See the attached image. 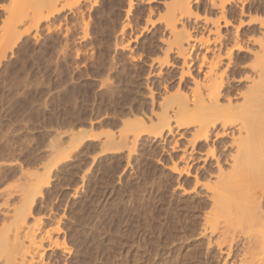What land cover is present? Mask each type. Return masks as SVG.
<instances>
[{
	"label": "rangeland",
	"instance_id": "obj_1",
	"mask_svg": "<svg viewBox=\"0 0 264 264\" xmlns=\"http://www.w3.org/2000/svg\"><path fill=\"white\" fill-rule=\"evenodd\" d=\"M137 2L130 12H127L128 0H97L95 5L87 4V8L84 4L78 12L75 6H66L55 21L51 20L53 25L41 23L31 28L0 62V180L3 176L7 179L0 181V193L20 189L23 179L25 183L31 172L37 168L40 169L37 172L45 171L44 165H48L46 170L50 169L52 176L51 186L47 188L52 191L49 203L53 214L58 218L63 215L61 237L68 246L66 253L58 254V264H199L205 248L204 238L197 235L202 213L207 209L203 190L191 191L193 180L178 177L169 169L170 159L180 152L169 150V144L176 140L177 149H181L186 137L183 135L187 133L181 138L174 134L156 142L140 136L141 141L129 160L131 165L125 164L124 152L110 156L96 149L104 141L106 131L105 139L115 136L124 128L123 122L143 111L149 113L146 86L154 91L156 101L163 89L159 84L162 77L168 90H173L177 83L179 60L173 59L178 66L164 70L167 72L161 73L159 79L153 75L156 65L149 66L151 60L161 58V29L159 23H151L145 15L151 14L150 18L155 19L162 7L152 3L154 11L152 6L149 11L148 5ZM144 19L153 26L150 23L145 26ZM123 23L124 33L119 31ZM77 25L83 28L80 30ZM120 32L124 34L120 36L123 40L119 39ZM126 41L129 44L125 45ZM128 51L133 54H127ZM78 128L85 130L81 135L94 136L92 141L81 144L76 153L82 154L78 159L55 169L51 162L55 147L65 144L69 132ZM90 155L95 157V162L90 163ZM85 166L91 168L87 170ZM83 173H86L84 178ZM75 188L77 196L72 198L69 194ZM183 188L188 193L182 194ZM45 207V204L36 205L33 216L43 215L48 210ZM223 219L218 227L226 223ZM227 223L229 235L235 236L234 257L227 264H237L244 230L238 229L240 232L234 229V224ZM216 250L208 249L207 264H221L222 258ZM261 262L264 263V254Z\"/></svg>",
	"mask_w": 264,
	"mask_h": 264
},
{
	"label": "bare ground",
	"instance_id": "obj_2",
	"mask_svg": "<svg viewBox=\"0 0 264 264\" xmlns=\"http://www.w3.org/2000/svg\"><path fill=\"white\" fill-rule=\"evenodd\" d=\"M136 1L148 5L149 11L150 4L161 5L160 11L156 10V6L157 17H151L152 21L151 14L144 12L147 19L153 24L159 23L161 29V58L155 61L153 57L149 66L156 65L157 71L154 68L155 72L151 74L159 79L164 70L178 66L173 59L179 60L177 83L173 90H168L167 81L162 77L159 84L163 89L156 101L154 91L146 86L149 113L143 111L138 116L135 113L134 119L123 122L124 128L116 133L118 135L105 139L107 131L104 134L101 132L104 141L102 144L99 142V147L96 144V149L100 154L110 156L124 152L125 160H122L131 165L129 160L140 143V136L156 142L174 134L181 138L187 133L183 135L186 137L181 149H177L176 140L171 138L173 141L168 149L180 152L170 159L169 169L178 177L191 178L190 190H203L201 193L207 199V209L202 213L197 234L204 238L205 247L203 254L200 253L199 264L208 263L207 251L210 247L217 249L222 258L221 264L228 263L235 245V236H230L227 230L228 221L234 224V229L246 232V236L243 232L241 248L236 254L238 257H235L237 264H264L261 262L264 254V0H128L127 12L131 11ZM89 3L95 5L97 0H0V16L4 19L0 18V62L31 28H37L41 23L48 25L66 10V6H75L74 10L78 12L81 6L85 4L87 8ZM147 19H144L145 26L150 23ZM126 24L130 26L128 21ZM126 24L123 23L119 31L124 33ZM122 33L119 37L124 35ZM127 41L125 45L129 44ZM127 124L135 126L130 128ZM80 129L69 132L64 145L59 141L57 146L55 143L56 151L51 161L55 169L57 165L65 166L78 159L82 155L76 154L81 144L92 141L94 136H83L81 134L85 130ZM92 156L88 158H92L90 163L96 160ZM37 169L36 172L32 170L34 173L30 171V176L27 174L30 178L25 179V183L23 179L20 189H7L0 193V264H58V254L62 255L68 249L65 238L61 237L62 213L58 218L49 203L52 191L47 188L52 182L51 170L37 172ZM85 174L81 175L82 178ZM177 185H180L178 181ZM178 186L180 188L181 185ZM182 192L188 193L184 188ZM69 196L76 198L77 189H73ZM38 204H45L48 210L41 216H33V209ZM223 218L226 219L225 226L218 227ZM44 220L51 221L47 223Z\"/></svg>",
	"mask_w": 264,
	"mask_h": 264
}]
</instances>
